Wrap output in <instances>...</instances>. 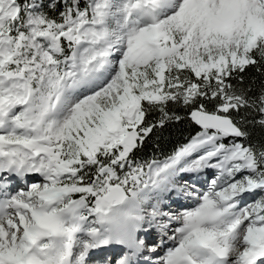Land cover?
Here are the masks:
<instances>
[{"label":"snow or ice","instance_id":"1","mask_svg":"<svg viewBox=\"0 0 264 264\" xmlns=\"http://www.w3.org/2000/svg\"><path fill=\"white\" fill-rule=\"evenodd\" d=\"M0 264H264V0H0Z\"/></svg>","mask_w":264,"mask_h":264},{"label":"trees","instance_id":"2","mask_svg":"<svg viewBox=\"0 0 264 264\" xmlns=\"http://www.w3.org/2000/svg\"><path fill=\"white\" fill-rule=\"evenodd\" d=\"M194 131L195 129L189 128L183 123L167 128L163 133V139L160 141L161 149L165 152L169 151L173 146L183 142Z\"/></svg>","mask_w":264,"mask_h":264}]
</instances>
